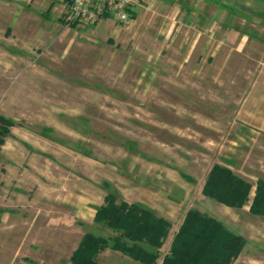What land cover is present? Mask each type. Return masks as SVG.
<instances>
[{"label": "rangeland", "instance_id": "rangeland-1", "mask_svg": "<svg viewBox=\"0 0 264 264\" xmlns=\"http://www.w3.org/2000/svg\"><path fill=\"white\" fill-rule=\"evenodd\" d=\"M157 1L126 23L73 28L63 0H0V114L15 122L0 156V264H72L84 234H107L94 217L109 193L171 222L157 264L191 209L247 240L239 261L264 264V218L250 213L264 135L245 138L236 119L264 34L236 22L223 45L165 38L180 15ZM215 164L250 183L245 206L204 195ZM98 261L139 264L111 249Z\"/></svg>", "mask_w": 264, "mask_h": 264}, {"label": "trees", "instance_id": "trees-1", "mask_svg": "<svg viewBox=\"0 0 264 264\" xmlns=\"http://www.w3.org/2000/svg\"><path fill=\"white\" fill-rule=\"evenodd\" d=\"M65 1L67 4L71 2ZM62 22L66 25L64 18ZM77 25L79 23L69 26L75 28ZM13 126V119L0 114V156L4 138L11 135ZM250 190V183L231 169L215 164L208 173L203 192L221 204L241 208L248 203ZM250 213L264 218L262 180L258 182ZM94 224L107 234H84L70 258L72 264H100L98 256L107 249L120 252L139 264H157L172 227L171 222L155 210L140 203L118 202L114 193H109L105 205L97 208ZM246 244L242 235L234 233L217 219L191 209L161 264H233Z\"/></svg>", "mask_w": 264, "mask_h": 264}, {"label": "crops", "instance_id": "crops-1", "mask_svg": "<svg viewBox=\"0 0 264 264\" xmlns=\"http://www.w3.org/2000/svg\"><path fill=\"white\" fill-rule=\"evenodd\" d=\"M6 1L29 5L40 0ZM63 1L67 4L65 0ZM152 1L154 0H140L139 5L134 8V15L142 7L143 3L150 4ZM158 1L159 3L155 5L158 6L159 11L166 13L167 18H169L167 13L176 12L180 15L174 23L167 24L165 38H170L175 34V37L182 38V43L223 45L232 40L233 31H236V22H239L240 27H255L259 35L264 34V0ZM50 7L45 12L40 13V16L43 18L48 16L52 10V7ZM20 11L21 14L24 13V11ZM64 16L65 13L62 18ZM32 17L30 15V18ZM28 25L30 26L31 23ZM248 36L250 35L248 34ZM236 119L245 131V138L248 139L253 135H256V137L264 135V65L259 68L256 78L241 102ZM220 165L233 171V165ZM239 258L233 264L241 262L243 264L245 262V264H255L254 262H257L254 260L245 261V259L239 261Z\"/></svg>", "mask_w": 264, "mask_h": 264}, {"label": "built area", "instance_id": "built-area-1", "mask_svg": "<svg viewBox=\"0 0 264 264\" xmlns=\"http://www.w3.org/2000/svg\"><path fill=\"white\" fill-rule=\"evenodd\" d=\"M139 2L140 0H71L64 20L67 26L72 23L89 25L106 17L126 23Z\"/></svg>", "mask_w": 264, "mask_h": 264}]
</instances>
